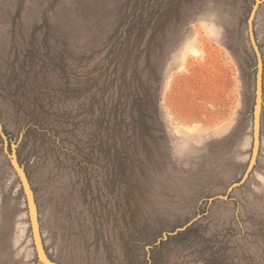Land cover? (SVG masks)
<instances>
[{
	"label": "rangeland",
	"instance_id": "374dc122",
	"mask_svg": "<svg viewBox=\"0 0 264 264\" xmlns=\"http://www.w3.org/2000/svg\"><path fill=\"white\" fill-rule=\"evenodd\" d=\"M27 188L57 264H264V0H0V264Z\"/></svg>",
	"mask_w": 264,
	"mask_h": 264
},
{
	"label": "water",
	"instance_id": "95a60500",
	"mask_svg": "<svg viewBox=\"0 0 264 264\" xmlns=\"http://www.w3.org/2000/svg\"><path fill=\"white\" fill-rule=\"evenodd\" d=\"M258 86H259V91H260V89H261V71L259 74ZM258 125H259V121L257 119L256 120V142L258 141ZM27 194H28V198H29V209H30L29 211H30L31 228H32V232H33V239H34L38 259L43 264H57L49 256V254L47 253V251L44 247L42 234H41V227H40L39 217H38V212H37V206L35 204V201L33 199V195H32L29 188H27Z\"/></svg>",
	"mask_w": 264,
	"mask_h": 264
}]
</instances>
